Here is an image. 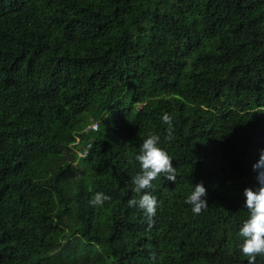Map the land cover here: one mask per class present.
Listing matches in <instances>:
<instances>
[{"label": "trees", "instance_id": "16d2710c", "mask_svg": "<svg viewBox=\"0 0 264 264\" xmlns=\"http://www.w3.org/2000/svg\"><path fill=\"white\" fill-rule=\"evenodd\" d=\"M149 133L176 168L151 217L127 205ZM260 148L264 0H0V264H246Z\"/></svg>", "mask_w": 264, "mask_h": 264}, {"label": "clouds", "instance_id": "9594fccd", "mask_svg": "<svg viewBox=\"0 0 264 264\" xmlns=\"http://www.w3.org/2000/svg\"><path fill=\"white\" fill-rule=\"evenodd\" d=\"M160 119L168 126L164 139L171 141L174 139L173 117L164 112ZM92 126L88 129H93ZM258 155V160L252 165L256 173L257 186L246 187L243 190L245 198L243 207L247 209L248 216L239 226L242 241L238 248L241 255L246 257V264H257L258 258L264 257V148L259 149ZM135 160L139 163V171L131 177L132 191L141 195L139 199L134 197L128 199L127 205L129 208H138L151 217L157 210V198L148 191L152 188V181L163 174L166 180L175 182L176 168L173 167L167 150L161 146V137L154 133H149L143 139ZM206 196L207 189L203 181L192 184V191L186 197L185 203L190 205L193 214L198 215L207 206ZM110 198L108 194L97 191L92 194L88 203L102 206Z\"/></svg>", "mask_w": 264, "mask_h": 264}, {"label": "built area", "instance_id": "2783aa9c", "mask_svg": "<svg viewBox=\"0 0 264 264\" xmlns=\"http://www.w3.org/2000/svg\"><path fill=\"white\" fill-rule=\"evenodd\" d=\"M93 129H96L97 128V124H95L94 126H92Z\"/></svg>", "mask_w": 264, "mask_h": 264}, {"label": "rangeland", "instance_id": "374dc122", "mask_svg": "<svg viewBox=\"0 0 264 264\" xmlns=\"http://www.w3.org/2000/svg\"><path fill=\"white\" fill-rule=\"evenodd\" d=\"M80 154V153H79ZM80 156H82L81 154H80Z\"/></svg>", "mask_w": 264, "mask_h": 264}]
</instances>
